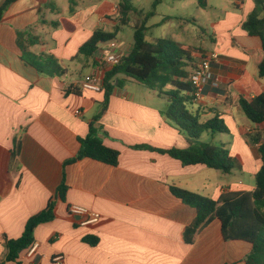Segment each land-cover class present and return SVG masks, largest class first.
Wrapping results in <instances>:
<instances>
[{
  "label": "crops",
  "instance_id": "crops-1",
  "mask_svg": "<svg viewBox=\"0 0 264 264\" xmlns=\"http://www.w3.org/2000/svg\"><path fill=\"white\" fill-rule=\"evenodd\" d=\"M119 1L15 0L0 19V264H56L52 257L58 254L64 264H245L250 244L224 240L215 219L196 232L192 243L183 241L182 231L196 211L171 188L216 200L224 191L255 187L261 161L258 145H250L247 134L258 126L239 104L241 98L264 94L256 63L260 41L241 27L254 0H206L205 8L197 6L213 10L211 18L200 21L210 29L201 40L209 41L206 47L174 39L160 22L155 24L160 35L150 41L168 38L188 49L194 61L186 67L189 72L209 54L218 55L210 67L218 83L208 81L201 99H191L188 109L201 121L215 116L223 121L227 133L206 131L197 141L227 149L238 159L234 170L244 182L229 181L226 175L234 170L224 174L201 164L182 165L160 153L187 148L186 136L162 114L166 97L139 86L131 90L126 81L135 80L122 75L95 121L103 145L118 152L117 164L77 158L80 139L87 136L103 100V90L78 87L94 70L99 46L89 57L77 55L78 49L95 29L114 28ZM193 3H174L179 27L192 18L187 10ZM116 40L127 55L132 42L117 35ZM46 56L57 60L63 72H41L36 66ZM141 146L152 149H136ZM62 181L67 190L63 200L55 198L54 219L34 229L35 254L28 257L25 249L15 262H7L6 240L21 236L26 221L46 207ZM72 206L100 218L81 225L84 217L70 214ZM89 236L98 239L96 245L83 242Z\"/></svg>",
  "mask_w": 264,
  "mask_h": 264
},
{
  "label": "trees",
  "instance_id": "trees-1",
  "mask_svg": "<svg viewBox=\"0 0 264 264\" xmlns=\"http://www.w3.org/2000/svg\"><path fill=\"white\" fill-rule=\"evenodd\" d=\"M14 1L5 0L0 5V19ZM159 1L155 0V3ZM196 4L200 8H205L207 5L206 0H196ZM234 7L237 8L238 5ZM72 11L73 9L70 8V12ZM150 16L151 14L143 15L137 12L130 0H120L117 4V16L114 18L116 25L113 30L95 29L89 39L79 47L77 55L89 57L95 52L99 43L116 39L121 27L130 25L133 30L129 52L122 56L119 63L108 70L103 77L101 89L103 100L100 110L93 122L89 123L87 136L80 139L77 158H90L112 166L117 164L118 152L103 145L95 121L106 110L108 98L112 90L120 85L119 76L122 75L134 79L159 96L166 97L168 104L162 114L186 136L187 148L159 150L160 153L168 154L179 160L182 165L201 164L224 174L231 173L237 167V158L229 156L228 150L223 146L197 141L206 131L227 133L228 129L218 116L201 121L196 113L188 109L193 88L189 82L191 72L186 67L194 64L191 52L172 39L157 38L152 42L147 41L146 22ZM241 27L249 36L257 37L260 41L259 56L256 57V53H252V56L256 57L259 77L264 78V0H254V8L246 16ZM36 67L50 75L63 72L57 60L50 56L37 63ZM239 104L246 118L258 126L256 131L247 134L249 144L258 145L257 152L261 161L254 176V189L224 191L216 200L174 187L171 188V192L196 211L193 221L182 231V239L186 244L192 243L196 232L215 219L219 223L224 240L244 241L250 244L251 250L245 257V264H264V94H259L250 100L241 98ZM140 148L152 149L146 146L136 147V149ZM73 160L67 161L66 164ZM66 190L67 185L62 181L54 198L48 201L46 207L26 221L21 236L6 240L7 262H15L19 253L33 244V232L38 225L54 219L55 198L63 200ZM97 241L98 239L92 236L83 238V242L91 246L96 245Z\"/></svg>",
  "mask_w": 264,
  "mask_h": 264
},
{
  "label": "rangeland",
  "instance_id": "rangeland-1",
  "mask_svg": "<svg viewBox=\"0 0 264 264\" xmlns=\"http://www.w3.org/2000/svg\"><path fill=\"white\" fill-rule=\"evenodd\" d=\"M110 2H114L116 0H109ZM119 1V0H118ZM132 6L137 12L142 13L143 15L151 14L149 19L146 22L147 31L145 33L146 40L151 41L157 34L160 35L159 26H155L157 23L165 24V31L170 33L175 37L174 39L179 40L182 43H187L192 47L203 46L206 47L209 41H203L202 39H206L208 35H210V29L208 25L202 24L200 21L205 18H211V14H213L212 9H199L196 5V0H193V4L189 5L187 12L190 13L189 20L186 23H182L181 27L180 21L176 18L175 5L176 0H160L159 3H155V0H130ZM189 0H187L188 2ZM210 3L215 2V0H209ZM162 14V16L160 15ZM170 15H174L170 17ZM165 17H170L169 20H165ZM132 19V18H131ZM179 19V18H178ZM186 26V28H183ZM113 30V29H110ZM132 33L133 30L130 25L123 26L119 29L117 33V39L121 40L124 43L132 42ZM178 34V35H177ZM87 71L84 69V72ZM86 73V72H85ZM132 79V78H131ZM134 80V79H133ZM126 81V83L130 86L131 90L135 89L136 86L139 88H144L142 84L137 81ZM133 85V86H132ZM142 90V89H141ZM229 178V181H241L244 182L242 175L238 172V170H234L233 175H226Z\"/></svg>",
  "mask_w": 264,
  "mask_h": 264
},
{
  "label": "built area",
  "instance_id": "built-area-1",
  "mask_svg": "<svg viewBox=\"0 0 264 264\" xmlns=\"http://www.w3.org/2000/svg\"><path fill=\"white\" fill-rule=\"evenodd\" d=\"M99 46V47H98ZM99 55L97 57L94 70L81 78L78 87L94 92H99L102 89L103 77L105 73L110 70L114 65L119 63L123 54L120 50L119 42L116 39H111L97 45ZM218 59L216 53H211L204 57L201 61L195 64L189 77V82L193 88L191 93L192 100H199L202 97L203 88L208 81H212L216 85L219 78L212 74L210 67L213 61ZM79 115L80 110L74 112ZM69 213L72 215H81L84 217L80 221L81 225H88L95 223L99 220L100 214L79 206H72L69 208ZM38 248V244L34 243L27 248L26 255L32 257ZM52 262L56 264H64V257L61 254L52 257ZM34 264V263H32Z\"/></svg>",
  "mask_w": 264,
  "mask_h": 264
}]
</instances>
